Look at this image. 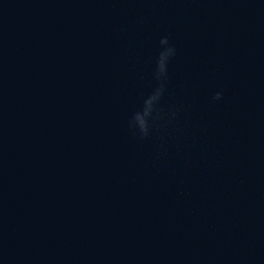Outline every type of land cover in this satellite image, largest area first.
Returning a JSON list of instances; mask_svg holds the SVG:
<instances>
[{
	"label": "water",
	"instance_id": "water-1",
	"mask_svg": "<svg viewBox=\"0 0 264 264\" xmlns=\"http://www.w3.org/2000/svg\"><path fill=\"white\" fill-rule=\"evenodd\" d=\"M0 264H264V0H0Z\"/></svg>",
	"mask_w": 264,
	"mask_h": 264
},
{
	"label": "clouds",
	"instance_id": "clouds-1",
	"mask_svg": "<svg viewBox=\"0 0 264 264\" xmlns=\"http://www.w3.org/2000/svg\"><path fill=\"white\" fill-rule=\"evenodd\" d=\"M161 44L163 45H167L168 44V39L165 37L160 41ZM174 54V49L172 48H168L167 51L162 52L160 54V58L158 61V68H159V72L163 73L165 71V61L168 59V57L170 55ZM222 98V93H216L214 96V99H221ZM157 99V96H152L150 97L147 101H145V104L147 105V108L145 110V115H148L149 112L151 111V105L153 103L154 100ZM136 119L140 121V128L142 132H147V128H146V124L145 121L140 117V114L137 113L136 114Z\"/></svg>",
	"mask_w": 264,
	"mask_h": 264
}]
</instances>
